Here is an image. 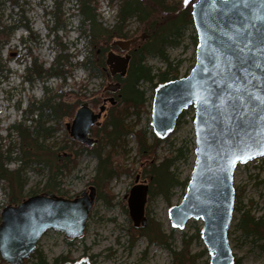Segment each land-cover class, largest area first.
<instances>
[{
    "label": "water",
    "instance_id": "95a60500",
    "mask_svg": "<svg viewBox=\"0 0 264 264\" xmlns=\"http://www.w3.org/2000/svg\"><path fill=\"white\" fill-rule=\"evenodd\" d=\"M192 17L198 38L196 65L187 77L157 89L151 125L163 138L175 130L185 110L194 108L196 162L183 201L170 210L171 225L183 229L200 219L211 264H233L228 232L235 205L234 173L238 165L264 157L259 154L264 151V0H194ZM134 42L111 44L126 53L107 54L112 76L125 77ZM120 87L111 83L105 91L115 94ZM108 101L115 104L114 97ZM105 110L103 106L95 113L83 103L67 126L70 136L93 147L90 131ZM249 146L245 155L241 150ZM238 155L253 158L241 163ZM89 190V196L83 192L74 200L44 193L6 207L1 213V258L24 264L50 230L78 239L96 199V188ZM147 195L148 185L130 191L129 214L136 227L147 225Z\"/></svg>",
    "mask_w": 264,
    "mask_h": 264
},
{
    "label": "rangeland",
    "instance_id": "374dc122",
    "mask_svg": "<svg viewBox=\"0 0 264 264\" xmlns=\"http://www.w3.org/2000/svg\"><path fill=\"white\" fill-rule=\"evenodd\" d=\"M97 1L100 20L107 28H111L117 22L119 0ZM172 1L175 4H180L181 7L182 4L189 3L187 0ZM53 3V0H21L19 8H12L9 3L2 5V11L7 20L18 22L25 17L33 32V34H29L24 28L16 30L10 45L4 51V58L8 61L10 69V73L0 79V143L4 145V149L18 143L15 135L11 138L7 137L9 127L25 118L23 112L32 99L40 100L44 96L42 82L37 81L33 86H30L23 80L24 67L29 63L27 47L31 48L33 55L39 56L46 62L47 66L59 53L58 42L68 46L65 54L70 55V61L73 64L84 60L91 51L88 42L80 39L81 18L76 7L73 8L72 2L64 3V21L59 22L60 25L67 26L66 29L57 33V40L54 36L48 37L49 27L54 26V23L50 20L47 12L53 9ZM127 30L130 37L141 38L145 34L144 25L139 24L135 19H131L127 23ZM195 37V29L190 28L184 33L179 47H170L166 50L173 66L178 67L179 78L187 77L196 64L198 44L194 40ZM21 39H24L26 43H23ZM148 64L153 67L155 73L165 68L157 58H149ZM110 82L103 76H97L90 70L76 66L72 70V75L65 82L53 78L47 83V86L52 91L68 93V102H72L80 93L86 95L87 98L101 96ZM143 89L146 91L148 101L145 105L146 112L141 115L138 122L136 117L129 118L127 122L137 125L136 129L148 128V138L150 143H154L156 137L153 136L154 131L151 127V112L156 88L144 85ZM194 118V109H188L176 129L168 133L155 146L157 163L167 158H175L171 170L182 185L179 184L172 189L169 202L157 197L147 202L146 206V217L149 216L159 222L166 234H173L174 249L178 251L182 248L183 238L188 239L194 236L197 229L202 227L200 220H191L185 228L173 230L169 217L170 210L183 201L195 166ZM71 122L72 119L69 118L58 121L49 120L47 126L58 130L52 138L47 140V143L53 145L64 140L66 136L70 137L67 125ZM28 124L30 123L28 122ZM126 142L128 145L121 150L119 156L121 164L124 168L137 169L140 163L137 156L136 140L131 135ZM96 165L97 160L88 154L79 157L76 164L71 166L69 171L66 170L63 177L59 179L62 182L59 189L63 193L61 197L74 198L87 189L95 174ZM17 167V163L10 166L11 169ZM24 174L27 180L23 193L24 200L34 195L47 193L42 192L49 178L47 170L35 165H28L24 168ZM140 184L135 183L133 177L128 175L114 179L109 187L115 196L114 206L109 207L103 200L97 201L89 214L85 232L80 238L70 243L62 233L49 231L39 242L37 252L43 254L48 264H54V260L61 256L68 257L69 261L66 263L71 264H78L82 261L91 264H173V256L170 251L148 243L145 238H138L130 249L132 221L129 215L124 212V202L126 203L125 198L130 191ZM234 188L236 192L235 209L228 234L231 249L240 264H264V252L258 247L259 244L244 237L238 228L243 211L249 210L252 215L264 216V157L236 168ZM7 206H10L9 200L0 186V221L1 213ZM204 249L206 247L203 241L198 239H195L189 248L192 254L200 253ZM92 257L94 258L92 259ZM210 261L211 255L207 253L198 260V264ZM33 262L36 261L31 260L29 264ZM0 264L8 263L0 257Z\"/></svg>",
    "mask_w": 264,
    "mask_h": 264
},
{
    "label": "trees",
    "instance_id": "16d2710c",
    "mask_svg": "<svg viewBox=\"0 0 264 264\" xmlns=\"http://www.w3.org/2000/svg\"><path fill=\"white\" fill-rule=\"evenodd\" d=\"M21 0H0V79L10 73L8 61L4 58V51L10 45L16 30L24 28L29 34H33L27 19L23 17L18 22L6 19L2 11V5L9 3L12 8H19ZM53 9L47 12L54 26L49 27L48 37L57 38L59 31L67 26L60 25L64 21V3L72 2L73 8L81 18L80 39L85 40L91 46V51L81 62L73 64L70 55H66L68 46L57 43L59 53L53 62L47 63L39 56L33 55L31 48L27 47L29 63L24 67L23 80L33 86L37 81L43 83L44 96L42 99H32L24 113V119L11 125L8 129V138L16 136L18 143L4 149L0 143V186L7 196L10 206L23 202L27 180L24 168L28 165L41 167L49 172L47 184L42 192L48 194H63L60 192L61 179L66 170L76 164L79 157L88 154L97 160L95 174L90 184L98 190V200H103L109 207L114 206V194L111 193L110 184L114 179L122 175L133 177L134 182H144L149 186L148 202L161 197L168 202L172 196V189L179 183L171 166L175 158H167L157 163L155 146L162 140L153 134L154 143H150L148 128L136 129L137 125L129 124L131 117H136L137 122L146 112L145 105L148 102L144 85L157 88L165 83L179 79L178 67L168 56V48H177L181 45L184 33L193 28L192 4H175L172 0H119V12L117 22L111 28H107L100 20L97 0H53ZM114 1V0H111ZM135 19L144 25L145 34L139 37H130L127 23ZM25 21L24 23H22ZM48 27V26H47ZM137 39L131 47L132 56L124 78L116 79L122 87L115 95L116 104H108L104 121L100 126H95L91 133L97 140L93 148H88L75 142L66 136L59 143L49 145L47 140L52 138L57 128L47 126L49 120L73 119L79 106L88 99L93 109L98 110L103 104L101 96L87 98L80 93L72 102H68V93L52 91L47 83L55 78L65 82L72 75L74 67L79 66L90 70L97 76H103L109 81L114 79L109 76L106 66V56L112 48L111 43L116 40ZM55 40V39H54ZM197 41V37L194 38ZM26 43L24 39H21ZM157 58L164 64V70L154 72L149 66L148 59ZM179 66V64H177ZM82 91V90H81ZM106 93L104 97L109 96ZM145 110V111H144ZM28 122L30 124H28ZM134 136L137 143V156L139 168H124L119 159L120 152L127 147L129 136ZM17 163L18 167L10 166ZM65 197V196H64ZM73 198V197H69ZM124 212L129 215L127 203L124 202ZM148 218L145 228H136L133 223L130 227V249L138 238H145L148 243L155 244L162 249L170 251L173 256V264H198L207 251L192 254L190 245L195 239L201 240V231L190 238H183L182 248L174 249L173 234L168 235L163 231L159 222ZM238 228L247 239L258 243V247L264 252V216L252 215L250 211H243ZM173 233V231H172ZM72 243L73 241H69ZM31 260L32 264H48L43 254L36 252ZM30 260V261H31ZM27 264H29V262ZM69 259L66 256L58 257L54 264H64ZM204 264H210L205 262ZM235 264H240L239 260Z\"/></svg>",
    "mask_w": 264,
    "mask_h": 264
},
{
    "label": "flooded vegetation",
    "instance_id": "af4514ba",
    "mask_svg": "<svg viewBox=\"0 0 264 264\" xmlns=\"http://www.w3.org/2000/svg\"><path fill=\"white\" fill-rule=\"evenodd\" d=\"M132 40V39H131ZM118 51L119 52H115V53H117V54H120V55H125L126 53H123L119 48H118ZM129 55H130V57L132 58V56H131V54H130V52L128 53ZM131 58H130V61H131ZM130 63V62H129ZM107 71H108V73H109V76L111 77V78H113L114 80L112 81V82H110V84L111 83H120L121 84V82L120 81H118V80H116V79H120V78H122L120 75H116V76H112L111 74H110V72H109V69L107 68ZM121 87H122V84H121ZM121 87H120V89H121ZM119 89V90H120ZM106 93H108L109 94V92H104L102 95H101V97L103 98V104H102V106L101 107H103V106H106V104L108 105V104H110V105H115L116 104V100H115V104H112L111 102H109L108 100L111 98V97H114V99H116L115 98V95L117 94H110L109 96H107V97H104L105 96V94ZM90 101H91V99H88L87 100V102L89 103V105H90V107L92 108V106H91V103H90ZM100 107V108H101ZM93 109V108H92ZM95 112H98L99 111V109L98 110H95V109H93ZM106 112H107V110H105V112L103 113V116L106 114ZM104 118V117H103ZM68 126V125H67ZM100 126V125H99ZM94 128V127H93ZM92 128V129H93ZM92 129H91V131H92ZM67 130H68V128H67ZM90 137L91 138H93V139H95L94 137H93V135H92V133H90ZM96 140V139H95ZM97 141V140H96ZM135 183H141V182H135ZM142 183H144V182H142ZM142 185H145V184H142ZM94 186V185H93ZM138 186V185H137ZM91 186H89L87 189H85L83 192H86V194L89 196L90 195V190H89V188H90ZM95 187V186H94ZM96 188V187H95ZM148 189H149V186H148ZM82 192V193H83ZM81 195V194H80ZM79 196V195H78ZM78 196H76V197H78ZM126 197H128V196H126ZM125 200H127L126 198H125ZM97 201H99L98 200V190H97V188H96V199H95V203L97 202ZM95 203H94V205H95ZM146 206H147V204L145 205V212H146ZM88 218H89V214H88ZM94 257H92V259H93Z\"/></svg>",
    "mask_w": 264,
    "mask_h": 264
},
{
    "label": "snow or ice",
    "instance_id": "6c2138e0",
    "mask_svg": "<svg viewBox=\"0 0 264 264\" xmlns=\"http://www.w3.org/2000/svg\"><path fill=\"white\" fill-rule=\"evenodd\" d=\"M250 147H251V146H249L248 148L242 149L241 151L244 152L245 155H247V152L250 150ZM259 154L264 155V151H261ZM245 155H238V156L236 157V159H237L239 162H241V163H246V162H247V159H252V158H253L252 156L249 155V156H247V159H246V158H245Z\"/></svg>",
    "mask_w": 264,
    "mask_h": 264
}]
</instances>
